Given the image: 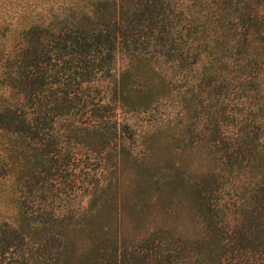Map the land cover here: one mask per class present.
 <instances>
[{
    "label": "trees",
    "instance_id": "trees-1",
    "mask_svg": "<svg viewBox=\"0 0 264 264\" xmlns=\"http://www.w3.org/2000/svg\"><path fill=\"white\" fill-rule=\"evenodd\" d=\"M171 1L62 0L59 8L34 7L21 14L18 40L0 57L6 91L0 121L2 130L20 141L23 188L34 179L39 183L50 160L67 167L76 145L93 132L70 121L73 146L63 147L58 135L48 149L43 136L60 114L57 105L75 104L77 98L64 93L49 103L35 96L49 78L60 83L59 66L76 82H87L120 55L125 65L110 99L129 111H149L176 91L183 117L208 98L207 133L199 132L197 142L205 137L211 166L190 178L167 161L140 179V186L168 199L178 186L188 188L196 233L183 239L156 229L141 240H119L101 221L99 204L111 193L116 206L119 185L101 181L86 188L85 206H52L36 217L22 197L14 199L15 209L0 223V264H264V0H198L204 14L200 35L188 23L180 26L186 19ZM182 117L177 123L185 121ZM173 120L165 130L175 133L178 148L191 139ZM116 152L129 153L125 147ZM64 172L52 175L54 190L61 188Z\"/></svg>",
    "mask_w": 264,
    "mask_h": 264
},
{
    "label": "rangeland",
    "instance_id": "rangeland-1",
    "mask_svg": "<svg viewBox=\"0 0 264 264\" xmlns=\"http://www.w3.org/2000/svg\"><path fill=\"white\" fill-rule=\"evenodd\" d=\"M60 1L62 0H0V57L9 51L12 52L18 40V31L24 23L21 21V14L32 13L34 7L39 10L43 7L59 8ZM198 2L171 1L175 13L186 19L180 26L188 23L189 27L200 35L198 20L201 16L204 18V14ZM193 15L195 16L192 18ZM218 40L223 41L224 38L220 37ZM124 63L123 58L118 55L108 71L100 70L95 76L90 74V80L87 82H76L70 78L69 72L63 74L64 69L59 66L60 83L49 78V85L35 90V96L45 97L49 103H53L55 96H62L64 93L69 97H77L75 104L62 101L57 105L56 111L60 114L53 117L52 129L48 135L43 136L49 150L53 149L58 135H62L61 143L66 145L63 147L73 146L75 139L67 130L70 121H78V124L86 125L93 131L85 144L76 145L77 155L68 158L67 167L60 166L61 162H56L54 166L52 160L48 161L45 171L39 176V183L34 179L31 186L22 188L18 181L21 174L20 161L23 158L20 141L15 134L2 130L4 121H0V223L8 221V213L16 206L14 199L22 197L26 209L36 217L35 212L52 206L61 209L85 206L89 198L85 192L86 188L109 180L118 183L119 196L116 206L112 203L111 193L106 194V198L99 203L102 208L101 221L105 222L119 240H141L156 229L169 230L183 239L196 233L188 188L178 186L176 192H172L171 198L168 199L159 192L154 193L155 191L140 186V179L155 172L154 169L163 166L167 161L178 165L190 178L211 166L205 137L201 142H197L199 132L207 133L203 128L208 124L211 102L208 98L203 99L201 107L198 103V108L184 112L182 117L178 94L174 91L170 96L159 100L149 111L119 108L110 98L114 94V80L122 71ZM5 94L6 91L0 84V97ZM181 117L185 121L179 124L177 121ZM173 119H176L175 124L182 126L186 137L191 139L181 143L178 148L173 137L175 133L171 131L168 134L165 130L169 122L173 124ZM99 131L105 133L104 139H100ZM120 147H125L128 155H118L116 151ZM59 169L65 172L61 185L59 184L61 188L54 190L51 186L52 175ZM21 189H24L23 195L19 193ZM78 241L77 247L80 248V237Z\"/></svg>",
    "mask_w": 264,
    "mask_h": 264
}]
</instances>
